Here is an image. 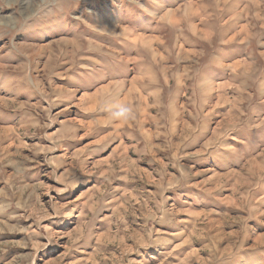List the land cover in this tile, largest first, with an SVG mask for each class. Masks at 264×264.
Wrapping results in <instances>:
<instances>
[{
	"label": "rangeland",
	"instance_id": "rangeland-1",
	"mask_svg": "<svg viewBox=\"0 0 264 264\" xmlns=\"http://www.w3.org/2000/svg\"><path fill=\"white\" fill-rule=\"evenodd\" d=\"M0 264H264V0H0Z\"/></svg>",
	"mask_w": 264,
	"mask_h": 264
},
{
	"label": "bare ground",
	"instance_id": "bare-ground-1",
	"mask_svg": "<svg viewBox=\"0 0 264 264\" xmlns=\"http://www.w3.org/2000/svg\"><path fill=\"white\" fill-rule=\"evenodd\" d=\"M134 40H136V39H134ZM66 43V42H65ZM24 45V44H23ZM28 48V47H27ZM34 48V47H33ZM37 49V48H36ZM36 49H30L32 52H36L37 53V51H35ZM26 50V49H25ZM38 51H40V50H38ZM38 55V54H37ZM48 63H49V61H48ZM88 98V97H87Z\"/></svg>",
	"mask_w": 264,
	"mask_h": 264
}]
</instances>
